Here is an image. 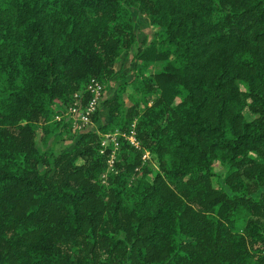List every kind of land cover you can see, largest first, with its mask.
Returning a JSON list of instances; mask_svg holds the SVG:
<instances>
[{
  "label": "trees",
  "instance_id": "16d2710c",
  "mask_svg": "<svg viewBox=\"0 0 264 264\" xmlns=\"http://www.w3.org/2000/svg\"><path fill=\"white\" fill-rule=\"evenodd\" d=\"M131 50L99 128L136 119L158 169L123 141L105 184L57 115ZM0 264H264V0H0Z\"/></svg>",
  "mask_w": 264,
  "mask_h": 264
},
{
  "label": "rangeland",
  "instance_id": "374dc122",
  "mask_svg": "<svg viewBox=\"0 0 264 264\" xmlns=\"http://www.w3.org/2000/svg\"><path fill=\"white\" fill-rule=\"evenodd\" d=\"M133 19H134L135 30H136V34H137V38H138L139 43H141L143 45L150 43V41L155 37L156 27L151 23L148 16L143 11H141L139 9L134 8ZM134 54L135 53L133 50H131L129 52L122 53V55L120 56V58L116 62V72L106 82H103L99 79L102 83L101 96H100L98 108L92 114V120L90 123L84 125V124H82V122L77 117L70 115V114L60 115V117L58 119L63 122L62 126H63V129H66V131H67L66 135H67L68 131L70 133V136L74 132H82L85 130H98V131H100L99 126L101 125V123L110 120L109 108L105 104L104 100L107 97H112V96L116 95V93L118 91L119 83L121 81H123L125 79H132L136 76V74L139 71V68L142 65V63L139 61V59L135 58ZM164 63H165V60H158L154 63H150L146 67L145 71H147V72L159 71L162 69ZM87 93L88 94H87L86 99L83 100L84 104L87 102V100L91 96V94L89 92H87ZM79 103H80V106L83 107L82 101ZM96 112H99L98 120L93 119V116L95 115ZM246 115L248 117H250L251 116L250 111L246 110ZM135 122H136V119L133 120L132 122H129V124H131V125L126 127V128L109 129V130H107L106 133L100 131L101 146H102L101 151L103 148H104V151H106L105 154H106V162H107L105 169L100 174V176L103 180V183H105V184L108 183L109 177L114 175L115 173H117L119 171V169L117 168V161L119 158L120 150L122 148V142L123 141L128 142V138L125 139V137L120 135V133L125 132L127 135L132 134V130L133 129L136 130ZM116 132L119 134L118 135L119 136V147L118 148H115L112 142H110L109 144H105V145L102 144V140H104L106 134H108V133L115 134ZM69 139L70 138L68 136V138H66L65 141L64 140L59 141L56 144V146L58 148H62V147H65L68 149L72 148L77 143V140L79 139V133L72 140H69ZM140 141H141V139H140ZM140 143L142 144L143 148H140V149L136 148V149L140 150L142 153L145 149L148 150V148H146L143 145L142 141ZM113 151L115 153V161L110 163V162H108V158L111 156ZM102 153H104V152H102ZM144 162L149 163V165L151 166V169H152V170L150 169V171L146 172V175L150 178L153 177L155 170L158 169L157 165L154 162L153 157L151 156V158L148 159L147 161L143 160V163ZM143 174H145V173L141 169H139L138 176H141ZM213 183L215 186H219V179L216 176L213 177Z\"/></svg>",
  "mask_w": 264,
  "mask_h": 264
},
{
  "label": "built area",
  "instance_id": "2783aa9c",
  "mask_svg": "<svg viewBox=\"0 0 264 264\" xmlns=\"http://www.w3.org/2000/svg\"><path fill=\"white\" fill-rule=\"evenodd\" d=\"M87 91L91 94L90 98L87 100V102L84 104L82 95L80 92H75V100L68 106L67 110L65 111L64 115L70 114L75 117H77L82 124L86 125L91 122L92 120V114L97 110L100 96H101V91H102V83L99 79L93 78L87 85ZM82 101V106H80V103ZM60 115L63 114H58L57 118L60 117ZM119 134L116 132L115 134L113 133H108L106 134L104 140H102V144H109L110 142L113 143L115 148L119 147ZM120 135L125 137V139L128 138V142L133 145L135 148H143L142 144L140 143V138L137 135V132L135 129L132 130V134L127 135L125 132H121ZM101 152H106L104 151V148L102 149ZM141 157L144 161H147L148 159L151 158V153L149 150L145 149L143 153H141ZM115 161V153L114 151L112 152L111 156L108 158V162L112 163Z\"/></svg>",
  "mask_w": 264,
  "mask_h": 264
}]
</instances>
